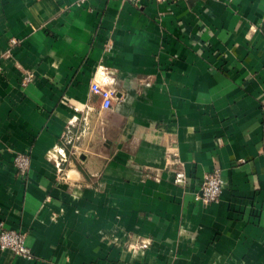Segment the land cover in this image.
<instances>
[{
  "label": "crops",
  "instance_id": "1",
  "mask_svg": "<svg viewBox=\"0 0 264 264\" xmlns=\"http://www.w3.org/2000/svg\"><path fill=\"white\" fill-rule=\"evenodd\" d=\"M0 224V264H264V0H0Z\"/></svg>",
  "mask_w": 264,
  "mask_h": 264
},
{
  "label": "built area",
  "instance_id": "2",
  "mask_svg": "<svg viewBox=\"0 0 264 264\" xmlns=\"http://www.w3.org/2000/svg\"><path fill=\"white\" fill-rule=\"evenodd\" d=\"M86 0H82L84 2ZM129 2L135 6H139L144 0H122ZM154 1L158 4H176L179 0H148ZM34 76L28 73L23 82V86H27L32 82ZM92 91L100 96L101 108L100 117L102 120H107L112 114L114 102L117 99V91L110 86L102 84L100 81L92 83ZM176 164L180 161L176 157L174 159ZM14 165L22 176L27 175L30 169V159L26 155L18 154L14 158ZM176 184H186L187 176L184 171H178L175 175ZM225 181L220 170H215L212 173L204 176L201 187L196 194V200L201 201L205 205L218 203L224 193ZM0 249L2 251H9L14 255L32 260L33 254L27 244V237L24 233L7 229L3 224H0Z\"/></svg>",
  "mask_w": 264,
  "mask_h": 264
}]
</instances>
